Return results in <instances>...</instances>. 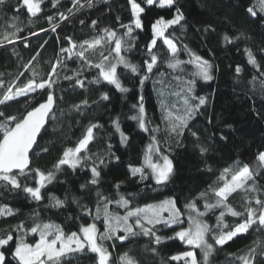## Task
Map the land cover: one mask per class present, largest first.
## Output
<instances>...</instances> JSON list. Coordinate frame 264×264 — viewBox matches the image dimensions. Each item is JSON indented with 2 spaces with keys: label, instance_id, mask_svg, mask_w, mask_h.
<instances>
[{
  "label": "trees",
  "instance_id": "16d2710c",
  "mask_svg": "<svg viewBox=\"0 0 264 264\" xmlns=\"http://www.w3.org/2000/svg\"><path fill=\"white\" fill-rule=\"evenodd\" d=\"M136 2L145 8L141 16L143 28L135 29L133 25L130 36L124 35L127 29L122 27L129 25L132 19L128 0H91L90 6L89 0H79L75 6L73 0H57L56 7H53V0H41V11L34 17L28 13L22 0L0 3V40L6 33L16 32V37H10L12 42L4 41L0 45V99L10 87L15 93L17 87H23L30 79L39 83L49 80V74H52L51 79L55 81L52 89L37 90L0 104V113L4 114L0 116L2 121L6 117L22 118L47 97L48 91H52L55 97L54 110L30 153L28 169L23 175L12 173L18 175L22 186L35 187L34 173L30 170L54 172L55 178L41 189V200L31 198L22 187L12 189L11 185L0 180V207L11 209V214L0 215V237L9 233L13 236L8 245L0 247L6 264H18L12 255L18 240L28 244L38 240L39 235L29 231L35 224L51 223L68 235L72 232L80 234L82 225L94 223L98 234L103 233L102 204L100 218H95L98 194L111 200L110 211L121 216L125 209L115 203L121 196L129 201V208L173 200L182 213V224L171 227L163 223L155 225L156 234L164 238L159 244L154 242V237L143 234L129 235L123 241L115 238L102 241L110 254L109 264H121L125 253L135 264H186L185 260L170 258L192 249L197 264H205L200 248L186 245L179 239H167L174 237L181 228L189 227L186 205L195 203L203 212L205 200L201 193H207L209 202H214L211 189L222 185L217 182L223 169L245 164L254 173L248 186H255L257 191L238 190L229 196L228 203L244 213L246 202L256 208L255 199L264 200V166H260L257 160L258 154L264 152V12L260 11L258 0H175L172 8L164 9L148 6L144 0ZM249 7L257 11L255 17L248 13ZM176 8L180 9L184 19L168 29L166 35L177 44L178 58L185 62L182 71L173 72L167 68L168 49L163 40L158 39L154 48L158 66L141 84V78L146 74L143 62L150 60L146 45L152 39L151 24L159 17L172 19ZM60 13L67 19L61 20ZM49 16L53 17L51 23L47 19ZM93 21H96L95 25ZM53 25L56 31H52ZM17 28L20 31L17 32ZM104 30L123 37L126 43L121 55L140 66L141 70L133 73L118 65V77L121 85L128 89L126 92L103 80L93 82L99 70L87 66L76 55L81 50V42L105 36ZM66 38L76 44L71 58L67 52L60 51L71 47ZM114 47V42L102 43L85 55L93 63H99L102 56H108ZM246 49L256 58L259 70L248 63ZM189 52L212 65V79L195 78L192 95L205 97L206 103L188 120L183 134L177 136L168 130L164 117L169 111L173 116L183 114L184 81L197 71L194 63H188ZM58 60L63 62L58 64ZM111 60L115 62L114 52H111ZM53 65H57L54 74ZM237 65L241 68L239 74ZM77 73L84 87L75 84ZM65 76L73 79H65ZM176 76L181 79H175ZM102 94H107L108 99H102ZM140 97H143L148 131L141 130L138 121L132 119L139 113ZM190 103L196 104L198 100H190ZM75 105L80 106L79 111ZM113 121L128 137L125 143H121ZM91 124L99 126L94 129L95 138L89 145L88 154L92 159L82 167L72 169L65 165L57 171L54 165L65 148L75 147ZM153 137L157 142L153 149L159 148L160 154L167 155L173 165L169 180L163 184H156L150 169H145L144 179L131 172L132 167L143 165ZM200 146L207 148V152L201 154ZM158 159L154 154V160ZM93 162L101 173L95 185L88 183ZM53 197L63 201V205L54 207ZM219 212L220 209L209 211L203 220L215 226ZM162 215L168 218L167 212ZM244 219L246 213L224 218L230 228ZM130 223L134 224L135 220L131 219ZM20 225L23 227L17 230ZM135 231L140 233L139 229ZM116 235L123 236L124 232L118 231ZM206 238L214 245L208 264H241L239 257L247 255L250 249L256 250L255 264H264V255L261 254L264 253V229L258 225H253L246 233L237 234L223 246L215 245L211 234ZM58 264H96V257L85 249L66 254Z\"/></svg>",
  "mask_w": 264,
  "mask_h": 264
},
{
  "label": "snow or ice",
  "instance_id": "6c2138e0",
  "mask_svg": "<svg viewBox=\"0 0 264 264\" xmlns=\"http://www.w3.org/2000/svg\"><path fill=\"white\" fill-rule=\"evenodd\" d=\"M23 5L27 7V11L31 16H36L37 13L41 11L40 3L41 0H22ZM148 6H157L160 9L172 8L175 0H144ZM259 8L261 12H264V0H258ZM3 3V0H0ZM131 6V22L129 25H122L127 31L125 36H130L133 32V25L135 29H142V19L141 16L145 12V8L137 3L136 0H128ZM57 0H53V7H56ZM79 4V0H73V5ZM91 5V0H89V6ZM83 6V5H81ZM72 10L69 9V12ZM253 17L257 15V11L254 7H249L247 9ZM49 22L53 21V17H47ZM60 19L64 20L67 17L60 13ZM184 19V16L179 8H176V13L172 19H165L164 17H159L151 24L152 39L146 45L148 52L147 55L150 60H144L145 75L141 78L140 83L143 84L145 80L149 78L148 74L153 72L154 67L158 66V56L154 54V48L157 45L158 39L163 40V44L167 46L169 59L166 62L167 68L173 72L182 71V64L185 63L178 58V48L177 44L172 38L166 35L168 29L173 25L179 24ZM83 23V21H81ZM93 25L96 21L92 22ZM15 27V25H13ZM17 32L20 29L17 28ZM52 31H56L55 25L52 27ZM105 31V36L97 37L91 41L85 40L80 44V51L76 55L89 67H94L99 70L98 77L95 83H99L101 80L107 82L108 84L114 85L116 89L121 92H126L128 89L121 85L120 79L118 77V65H123L125 69L130 70L133 73L139 72L140 66L130 63L123 55H121L122 48L126 43L123 37H117L114 31ZM10 37H16V32L6 33L3 36V40H0V45L4 41L12 42ZM69 40L71 47L61 48L60 51L67 52L69 58L73 53V49L76 48V44ZM226 41L229 40L227 36L224 37ZM115 44V47L111 49L108 56H102L99 63H93L89 60L85 53L88 50H95V48L102 43ZM86 46V47H85ZM187 50V49H186ZM248 57V63L257 67L259 70V65L257 64L256 58L250 50H245ZM111 52L115 53V62L111 60ZM190 60L188 63H194L197 71L193 74L192 78L184 81V108L182 115L173 116L169 111L165 115L164 119L167 121L168 130L179 136L182 135L184 129L187 127V122L192 118L200 106L206 103V98L203 96L196 97L193 94L195 86V78L202 79L204 81H209L212 79L211 68L212 65L202 57L196 55L195 53L189 52ZM35 59V58H33ZM62 60H58L57 63H62ZM27 68V65H25ZM57 65L52 66V73L56 72ZM241 68L239 65L236 67V72L239 74ZM22 75V74H21ZM50 79L47 81L37 83L35 79H30L23 87H17L15 93L12 92V88L8 89V92L4 95L3 99H0V104H5L7 101L16 99L18 96H28L30 93L36 92L37 90L52 89L54 80ZM75 84L80 87H84V82L79 79V73L76 74ZM163 76V73H160ZM35 76V73H34ZM65 79H73V77L65 76ZM175 79L180 80V76H176ZM102 99H108L107 94H102ZM190 100H198V103H190ZM140 103L138 105L139 113L137 116H133L132 119L138 121V126L143 131H148L147 122L145 119V108L143 104V97H140ZM55 99L52 91H48L47 99L43 103H39L38 106L34 107L31 111H27L22 118L18 117H6L4 120L0 121V180L6 182V185H11L12 189H20L27 193L31 198L36 201L41 200V189L45 187L47 183L55 178V174L52 171L47 173L41 171L40 169L30 170L34 173L35 187L24 185L22 186L18 175L12 174L14 169L19 170V173L23 175L25 169L29 166V152L33 148V145L37 143V136L40 133L42 127L46 123V119L53 111ZM85 104L87 101L84 102ZM77 111H79L80 106H74ZM134 107H137L134 105ZM166 110V109H165ZM0 113V116H3ZM54 118V117H53ZM116 131L120 134L121 143H125L128 137L120 130V126L116 121H113ZM14 125V126H12ZM99 127L98 125L91 124L87 127L82 138H80L75 147H67L62 153L61 158L54 165V168L59 171L62 166L67 165L72 169L82 167L85 162L92 159L89 153V145L95 138L94 129ZM155 131V130H153ZM193 136L196 133H192ZM223 138V137H222ZM157 143L155 137L153 141L148 145V149L144 156V163L140 167H132V175L139 174L141 179L146 178L145 169H150L151 175L154 178L156 184H163L167 182L173 171L172 161L167 155H161L160 149H153V144ZM47 151V149H44ZM201 154L207 152V148L200 146ZM154 154L159 157L158 160H154ZM257 160L260 166H264V152H260L257 156ZM162 161V163H160ZM100 163H104L101 159ZM91 179L88 181L89 184L95 185L98 183V179L101 175L99 167L95 162L90 166ZM254 173L248 165L237 168H224L218 178V184L222 182L221 186L212 188V194L215 198L214 202H209L207 198V193H201V198L205 200L204 211L201 212L197 208L195 203H189L186 208L189 210L188 217V228H181V230L174 233V237H167V239H179L182 243L186 245L193 246L195 248H200L204 257L205 264H208V260L212 252L214 251V245L208 242L206 238L211 234L212 239L215 241V245L223 246L228 241L232 240L233 237L237 236L239 233H246L253 225H258L259 228L264 229V200L259 198L255 199L256 208L247 205L245 207V212L241 213L236 211L229 203L228 198L232 193L238 190H244L247 192H255L257 189L255 186L249 187L248 181L253 177ZM230 176V178H228ZM85 187V185H81ZM117 188L119 185L116 186ZM54 207H60L63 205V201L52 198ZM112 201L108 198L98 194V206L96 209V219L100 218L101 215V204L103 211V223L104 232L98 234V229L96 225L88 224L86 226L82 225L80 227V234L72 232L71 234L65 235L62 229L57 228L51 223L35 224L29 231L32 233H37L39 239L35 245L28 244L23 240H18L16 247L12 253L13 258L18 262V264H58L60 258L64 257L68 253L80 252L87 249L91 253L95 254L96 264H109L110 254L108 250L104 247L102 241L107 239H119L121 241L127 239L129 235L143 234L144 236L154 237V242L159 244L163 237L156 234L155 225L163 223L165 226L171 227L173 224H182L181 219L182 213L176 208L175 201L165 200L159 205H145L144 207L129 208V201L123 196L119 198L115 203L125 209V214L123 216L118 213H113L110 211L108 205ZM220 209L219 215L216 217V225L211 226L203 220L205 214L209 211ZM167 212L168 218L165 219L162 213ZM192 213H195L193 215ZM246 213V219L241 223L236 224L234 227L230 228L228 224L225 223V216L231 215L233 217L244 216ZM11 214V209H5L0 207V215ZM89 211V215H90ZM134 219L135 223H130V220ZM23 225L18 226L22 228ZM135 229H139L140 233H137ZM118 231H123V236H117ZM82 234V235H81ZM13 239L11 233L6 236L0 237V247L8 245L9 241ZM255 249H250L249 253L245 256L239 257L241 264H255ZM264 255V253H261ZM173 261L185 260L186 264L188 261L191 264H197L196 258L191 251H185L178 255H173L171 258ZM0 264H6L5 254L0 252ZM121 264H135V261L125 253L121 257Z\"/></svg>",
  "mask_w": 264,
  "mask_h": 264
},
{
  "label": "water",
  "instance_id": "95a60500",
  "mask_svg": "<svg viewBox=\"0 0 264 264\" xmlns=\"http://www.w3.org/2000/svg\"><path fill=\"white\" fill-rule=\"evenodd\" d=\"M46 99H47V97H46L42 102H40V103H43ZM54 99H55V97H54ZM36 106H38V104H37ZM36 106H35V107H36ZM54 107H55V103H54ZM54 107H53V110H54ZM32 109H33V108H32ZM32 109H31V110H32ZM31 110H29V111H31ZM52 112H53V111H52ZM50 115H51V114H50ZM50 115H49V116H50ZM48 118H49V117H48ZM48 118L46 119V123H47ZM46 123H45V125H46ZM45 125H44V127H45ZM12 126H14V125H12ZM44 127H42V129H43ZM42 129H41V131H42ZM41 131H40V133H41ZM40 133H39V134H40ZM39 134H38V136H39ZM38 136H37V138H38ZM34 145H35V144H34ZM34 145H33V147H34ZM32 149H33V148H32ZM32 149H31L30 152H29V156H30V153H31ZM29 161H30V159H29ZM27 169H28V168H27ZM27 169H25V170H27ZM13 172H19V170L14 169Z\"/></svg>",
  "mask_w": 264,
  "mask_h": 264
},
{
  "label": "rangeland",
  "instance_id": "374dc122",
  "mask_svg": "<svg viewBox=\"0 0 264 264\" xmlns=\"http://www.w3.org/2000/svg\"><path fill=\"white\" fill-rule=\"evenodd\" d=\"M39 239V238H38ZM37 242V241H36ZM36 242H34V243H32V245H35V243ZM191 252H193V254H194V250L192 249V250H190ZM194 256H195V254H194ZM189 263L191 264V262L189 261Z\"/></svg>",
  "mask_w": 264,
  "mask_h": 264
}]
</instances>
